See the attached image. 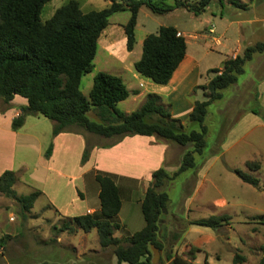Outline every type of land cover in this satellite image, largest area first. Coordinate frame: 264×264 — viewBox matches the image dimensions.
Wrapping results in <instances>:
<instances>
[{"label": "trees", "instance_id": "1", "mask_svg": "<svg viewBox=\"0 0 264 264\" xmlns=\"http://www.w3.org/2000/svg\"><path fill=\"white\" fill-rule=\"evenodd\" d=\"M50 0H0V100L6 105L14 95L23 97L26 105L16 117L11 119L10 127L17 129L26 115H40L51 121V135L59 132L81 131L102 137L112 138L104 146L116 143L124 136L151 135L155 139L172 141L186 149L174 171L167 173L163 167L152 171L151 180L140 200V212L143 226L125 237H113L116 224L111 220L120 208V198L112 175L103 171L93 172L98 185L99 216L83 214L63 219L61 229L74 231L79 228L87 232L94 228L100 248L111 249L115 264H150L152 244L161 250L158 240V219L165 209L167 195L160 188L174 179L180 172L192 168L193 153L199 154L204 145L205 126L202 125L205 107L221 96V90L236 81V75L242 71V64L249 60L254 52L264 51V39L248 45L241 54L222 61L220 68L207 70L211 74L203 90L204 100L194 101L187 119L198 123L199 130L182 131L179 120L172 118L168 106L161 103L156 93H146L141 104L128 113L116 108V103L129 94L119 76L97 71L91 79L87 95L79 90L81 77L93 68V57L97 48V39L108 24V17L118 11L127 10L129 16L122 25L124 46L130 51L134 44V26L139 7L144 6L153 14H162L176 8L202 11L209 0H172V4L155 0H106L103 8L81 11L77 1L67 0L54 8L48 17L40 18L45 3ZM243 7L239 0H217ZM185 40L170 25L158 26L154 33H147L141 40L140 55L132 63L135 73L153 84L165 85L172 72L185 54ZM92 111L97 121L86 117ZM92 145L85 140L79 162L83 163ZM50 146L44 151L47 157ZM248 169H257L258 165L246 161ZM252 166V167H251ZM233 173L243 182L257 187V179L238 169ZM15 181L12 171L0 173V193L13 199L18 205V216L23 219L40 193L33 190L26 195L16 194L11 186ZM226 215L209 216L195 219L191 224L218 227ZM69 228V225H71ZM68 226V227H67ZM69 228V229H68ZM9 238L0 236V246ZM172 240L176 235L171 234ZM198 249L189 247L188 259L165 253L167 264H195L192 252ZM244 261L240 254H234L232 264ZM160 264V258L157 261ZM39 264H57L41 262ZM75 264V263H70ZM208 264L204 258L202 263ZM254 264H264V249Z\"/></svg>", "mask_w": 264, "mask_h": 264}, {"label": "rangeland", "instance_id": "2", "mask_svg": "<svg viewBox=\"0 0 264 264\" xmlns=\"http://www.w3.org/2000/svg\"><path fill=\"white\" fill-rule=\"evenodd\" d=\"M66 1H48L42 8L40 18L45 19L54 8ZM75 1L83 12L101 9L106 4V0ZM155 1L172 4V0ZM243 1L248 2L247 0ZM187 2L189 5L197 4L195 0ZM128 16L127 10L118 11L108 17V22L114 30H117L116 27L119 24L123 25ZM230 20L233 21L232 24H228ZM235 21L238 23L236 24ZM161 25H170L183 32L185 51L194 57L197 64L196 84L188 91L182 89L183 91L180 92L178 90L176 93L179 92V95L175 94V98L169 100L179 101L169 102L168 111L175 113L176 116L173 118L179 121L182 119L183 132L198 131V123L184 117L182 109L187 107L186 102L193 105L194 101L204 100L203 90L199 86L205 84L204 81L211 76L207 70L219 67L222 60L230 56L231 51L235 49V41L240 46L239 54H241L247 45L264 39V0H250L246 7H235L226 1H222L220 5L217 0H209L203 10L199 12L177 8L162 14H153L144 6L139 7L134 26L132 49L126 51L122 30L113 33L112 51L116 61L109 60V67L119 68V62L127 67L126 71L117 72V74L123 78V83L129 91L133 87L139 90L145 89V86H138L137 80L129 78L128 70L135 73L132 63L139 57L143 36L147 33H154ZM211 27L213 28L212 33L207 31ZM262 56L263 54L254 52L251 60H246L242 64V71L236 75V81L223 88L220 91L221 96L205 107L202 121V125L205 126L204 145L199 154H194L195 166L193 169L189 168L180 172L160 188L167 195L166 208L179 219H175L176 222L173 224L176 237L180 233L182 235L179 245L188 244L187 241L195 242L204 239V233H201L204 230L215 235V239L209 243L201 241L203 242L201 247L204 248V250L201 248L202 252L198 256L201 263L206 249L213 252V256L209 258L210 264H232V257L237 253L244 259L241 264H253L264 249V100H260L259 94L254 98L258 91L256 86L259 76L252 72L253 66L257 65ZM105 58V50H101V47L97 46L93 57V68L89 73L84 74L79 82V90L84 96L87 95V88L90 87L92 76L101 65H106ZM115 71L110 69V74L115 75ZM259 72L261 75L264 74V66L260 68ZM153 86L157 89L161 85L153 84ZM151 91L155 93L157 90L147 92ZM145 94H129L116 104V108L123 112L135 110L143 101ZM160 100L163 99L160 97ZM85 115L88 119L97 121L92 111H87ZM42 120L50 123L48 119ZM24 126L27 130L31 128L28 124ZM42 127L43 125H41ZM78 131L91 136L86 139L90 145L95 142L108 143L112 141V138H102L80 129ZM45 139L47 137L44 135L39 136V141L44 142ZM169 143L182 152L190 149L186 148L183 151L184 147L172 141ZM246 161L257 164V169H248L245 165ZM233 169H238L256 178L257 187L241 181L233 173ZM26 184L17 183L14 191L21 195L30 193L28 187L30 183ZM49 192L53 196V189H49ZM219 199L226 202L225 207H218L212 202ZM50 202H47L40 192L26 217L21 219L18 216L16 202L0 193V236L3 233L15 234V236L9 235V238L3 243L6 244L5 249L0 248V255H4L3 258L0 256V260H5L6 257L10 264L53 262V253L59 252L57 245L53 244V240L56 242L53 237L57 234L56 229H64H61L63 219L55 216ZM219 215H226V219L215 228L190 222V226H187L184 221L185 219H205L209 216ZM8 216H12V219L9 220ZM70 226L72 224L69 225V228ZM13 227L16 228V232L13 231ZM88 235L90 236L91 233ZM29 238L35 246L28 248V253L21 259L18 256L22 251L19 248V243L29 244ZM184 240L186 242H183ZM163 241L166 243L164 250L167 252L172 238L171 236L167 240L163 238ZM93 242L94 240H91L90 236L89 245L92 246ZM189 247L180 252V256L188 259ZM65 255L68 257L67 260L56 257L54 261L57 264H85L77 259L78 256H71L70 251ZM12 256L15 258L11 259Z\"/></svg>", "mask_w": 264, "mask_h": 264}, {"label": "crops", "instance_id": "3", "mask_svg": "<svg viewBox=\"0 0 264 264\" xmlns=\"http://www.w3.org/2000/svg\"><path fill=\"white\" fill-rule=\"evenodd\" d=\"M247 1L249 2L250 0ZM239 2L243 4V7H246L248 3L243 0H239ZM232 23L233 21L231 20L228 22V24ZM235 23L237 24L238 22L235 21ZM116 28L120 30H114L113 26L108 22L102 34L97 39V46L101 47V50H105L106 58L104 60L107 61L106 65H101L100 68H98V71L110 73V69H114L116 70L115 75L119 76L117 72H123L127 69L123 63L119 62V68L113 66L109 67V60L116 61V57H114L112 51L113 33L121 30L123 32L122 25L119 24ZM212 29V27L208 28L207 31L209 32ZM176 30L184 36L183 32L178 29ZM235 42V49L231 51L228 58H232L234 55L239 54L240 46H238L237 41ZM260 53L263 54V56L260 58L257 65L253 66L252 72L259 76L256 90L258 89V91L261 92L258 93V91H256L254 98L259 94L260 100H264V74L261 75L259 72L260 68L264 66V51L258 52V54ZM251 58L249 60H251ZM220 66L216 68H220ZM196 71L197 64L194 57L185 51L183 59L172 72L167 83L161 85L157 89L154 88L153 83L149 80L141 78L136 73H132L128 70L129 78L137 80L138 86H145V91L139 90L136 87L130 88V90H135L137 92L133 95L154 93L153 91H147L157 90L155 93L163 99L161 103L169 106V102L175 103L179 101L169 100L175 98L177 94L179 95V92L176 93L178 90L180 92L182 89L188 91L196 84ZM192 74H194L193 77H191ZM120 78L123 82V78L121 76ZM209 78L210 77H207V80ZM207 80L204 81V83H206ZM126 89L129 90L128 87H126ZM24 105H26L25 99L18 95H14L6 105H3L0 100V173L4 170L13 171L16 179L11 189L14 191V187L17 183H23L24 185L30 183V186H28L29 192L33 190L40 191L45 199H47V202L51 201L53 213L60 219L83 214L99 216L97 198L98 185L94 180L93 172L95 170L103 171L112 175L120 198L119 211L111 220L112 223L116 224V227L112 231V236L116 238L125 237L142 228L143 219L140 212V200L151 180L152 171L159 167H163L167 173L174 171L183 153L182 150L176 149L169 141L158 140L151 135L136 134L124 136L119 141L109 146H104V144H106L105 142L93 143L87 159L83 163H80L79 159L84 142L91 136L80 131H64L52 136L50 132L51 121H49L50 123L45 122L42 119L46 118L40 115H26L22 125L12 130L10 127L11 119L21 113ZM186 105L187 107L182 109L184 117H187L192 107L191 103L186 102ZM125 112L128 113V111ZM169 114L172 118L176 116L175 113L169 112ZM181 121L179 122L181 123ZM27 124L29 128L31 127L29 130L24 126ZM41 125H43L42 128ZM40 135H44L47 139H45L44 142L39 141ZM48 146H50V151L48 156L45 157L43 156L44 151ZM187 148L191 149L190 146ZM185 149L186 148H184L183 151ZM194 154L196 153H193V156ZM49 189H53V196L51 195L52 193L49 192ZM16 194L19 195L20 193ZM212 202L218 207H225L226 204L223 199L214 200ZM27 214L28 213H26V215ZM8 219L11 220L12 216H8ZM175 219L179 220L172 212H169L166 207L159 216L157 223L158 230L156 233L159 242L162 244L161 250H158L160 264H166L168 262V260H165L164 256L166 253L164 250L166 243L163 241V238L167 240L171 234H174L175 229L173 228V224L176 222ZM192 220L195 219H185L184 221H186L187 226H190L189 222ZM13 231L16 232L15 227H13ZM56 232L57 234L53 237L56 242L53 240V244L57 245L59 252H56L58 253L57 255L53 253V262H55L54 258L56 257L67 260L68 257H66L65 253L69 251L70 254H72L71 256H78L77 259H80L81 262L85 264H113L115 262L111 249H101L98 246L95 229L92 228L87 232L81 231L79 228H75L74 231L56 229ZM88 233H91V240H94L92 246L89 245L90 236ZM201 233H204V239L195 242L187 241L188 244L182 243V245H179V239L182 238L180 233V235L169 244L170 248L167 250V253L172 256L174 254L179 255L186 247L188 248L192 245L199 250L194 253L193 262L195 264H200L201 262L198 256L202 252L201 248H203L201 247L203 246V242L201 241L204 240L209 243L215 239V235L211 232H206V230H204ZM3 234L15 236V234L12 233ZM63 241H65V243H63ZM183 242H186V240ZM5 245L6 244H2L0 248L5 249ZM33 245L35 246V244H32L30 241V238L29 244L20 242L19 248L22 251H20L18 255L19 258L26 255L28 253V248ZM53 249H55L54 246ZM0 256L2 257L4 255ZM211 256H213V252L210 249H206L201 260L203 261L205 258L206 262L210 264L209 258ZM12 258L15 257L12 256L11 259ZM0 264H10L9 259L5 257V260H0ZM120 264L128 263L120 262Z\"/></svg>", "mask_w": 264, "mask_h": 264}, {"label": "water", "instance_id": "4", "mask_svg": "<svg viewBox=\"0 0 264 264\" xmlns=\"http://www.w3.org/2000/svg\"><path fill=\"white\" fill-rule=\"evenodd\" d=\"M149 250L151 252L150 264H156L159 258V251L152 244L149 245Z\"/></svg>", "mask_w": 264, "mask_h": 264}, {"label": "built area", "instance_id": "5", "mask_svg": "<svg viewBox=\"0 0 264 264\" xmlns=\"http://www.w3.org/2000/svg\"><path fill=\"white\" fill-rule=\"evenodd\" d=\"M209 32H212V30H210Z\"/></svg>", "mask_w": 264, "mask_h": 264}]
</instances>
